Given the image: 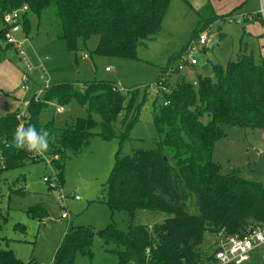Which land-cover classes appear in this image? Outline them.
Wrapping results in <instances>:
<instances>
[{"label":"trees","instance_id":"obj_1","mask_svg":"<svg viewBox=\"0 0 264 264\" xmlns=\"http://www.w3.org/2000/svg\"><path fill=\"white\" fill-rule=\"evenodd\" d=\"M170 2L0 0V18L4 22L8 12L27 5L29 11L22 22L25 34L31 25L30 13L41 20L54 8L60 21L58 37L67 41L70 50H78L80 39L86 44L98 36L93 53L138 59V47L147 45L161 32ZM208 5L197 10L199 21L190 41L161 67L157 78L164 103L169 102L154 109V124L160 139L153 148H138L131 154L116 156L103 200L112 214L124 211L132 219L138 210L164 214L163 222L153 227L157 238L146 224L131 223L126 232L115 222L99 230L72 225L55 252L53 264H78L79 255L93 261L92 247L97 236L116 246L112 251L118 264H146L148 260L150 264H208L213 254L202 251L207 232L245 235L252 224L264 223V181L225 175L213 158L215 142L227 135L223 126L264 129V63L257 62L252 53L242 52L226 66L213 63L214 78L198 75L196 86L174 67L191 41L215 18L219 19L204 12ZM258 18L264 22L262 16ZM5 29L4 22L0 28L1 60L14 48L7 43ZM175 72L178 73L175 86L171 92L164 91L169 87L167 73ZM138 96L135 89L125 90L107 80H93L84 84L82 90L74 89L72 82L51 84L43 99L30 100L21 119L20 110L0 117V172L19 169L29 162L47 161L55 172L57 185L50 183L48 177L44 180L49 182L50 190L61 188L67 161L90 146L95 129H100L104 139L129 138L132 127L139 121L142 103L138 102ZM72 100L87 106V117H78L72 126L62 128L53 121L41 122L50 102L65 105ZM204 116L210 118L208 123L202 121ZM118 120L121 133L115 128ZM21 123L49 133L50 146L46 153L37 155L7 146ZM10 194L26 195L21 189L10 190ZM26 212L30 218L41 221L49 216L44 203L30 206ZM15 229L24 232L26 225L16 224ZM0 264L38 263L25 262L14 250L0 248Z\"/></svg>","mask_w":264,"mask_h":264},{"label":"rangeland","instance_id":"obj_2","mask_svg":"<svg viewBox=\"0 0 264 264\" xmlns=\"http://www.w3.org/2000/svg\"><path fill=\"white\" fill-rule=\"evenodd\" d=\"M189 2L171 0L161 32L147 42V45L138 47V59L93 53L98 36H94L86 44L80 39L78 50H70L67 41L58 37L60 21L54 8H50L41 20L30 13L31 25L22 37L28 39L24 43V49L35 63V68L29 72L32 90H37L39 85L44 84L45 78H49L51 84L72 82L74 89L78 90H82L84 84L93 80H107L125 90L135 89L142 107L139 121L132 127L129 138L104 139L99 134L100 129H95L96 135L90 146L67 161L65 182L61 188L49 189V182L55 185L57 183L55 172L47 161L29 162L19 169L1 171L0 248L14 250L17 257L25 262L34 260L38 264H53L55 252L72 225L92 226L99 230L115 222L126 232L131 223L146 224L151 226V232L157 238L153 227L163 222L164 214L138 210L132 219L124 211L112 214L110 206L103 200L107 196L108 179L116 156L131 154L138 148H153L160 139L154 124V109L155 106L164 104L161 88L156 84L161 67L190 41L191 33L199 21L197 10H201L206 4L209 5L204 12L219 18H215L205 29L211 34L207 46L196 53L198 63L194 68L180 62V59L175 61L174 67L178 69L179 65H185L184 69L179 70L180 73L196 86L198 75L214 78L213 63L226 66L230 60L238 59L242 52L252 53L257 62L264 63V22L256 15L261 8L259 0ZM235 14L236 17L241 14H254L255 17L251 21L245 19L239 22L236 17L231 20ZM3 27L4 22L0 18V28ZM8 56L16 60L19 58L14 49L8 50ZM106 67L109 68L108 71ZM23 70L24 73L27 72L26 68ZM167 76L169 87H165L164 91L171 92L178 73H167ZM46 91L40 99L44 98ZM19 106L20 111L25 109L24 104ZM59 106L64 107L61 113L57 112ZM87 116V106H82L76 100L65 105L52 101L42 113L41 122L53 121L57 127L62 128L72 126L78 117ZM95 118L101 120L99 115H95ZM120 120L115 123L119 133L123 131ZM202 121L208 123L210 118L204 116ZM223 128L227 135L215 142L213 152L214 160L221 165V172L264 181V129L231 125ZM45 177L49 178V182L44 180ZM15 189L23 190L26 195L10 194V190ZM64 195L66 208L58 202ZM75 196L80 199H75ZM39 203H44L49 211V216L43 221L30 218L26 212L30 206ZM65 210L69 211V218L62 217ZM19 223L26 225V231L15 229V225ZM222 238V233L215 235L207 232L202 243L203 253L213 254ZM114 248V244H106L97 236L92 247L94 260L79 255L77 263L118 264L117 256L112 251ZM248 264H264V252L255 253Z\"/></svg>","mask_w":264,"mask_h":264},{"label":"built area","instance_id":"obj_3","mask_svg":"<svg viewBox=\"0 0 264 264\" xmlns=\"http://www.w3.org/2000/svg\"><path fill=\"white\" fill-rule=\"evenodd\" d=\"M261 4L260 10L256 15L262 16L264 18V0H259ZM29 11L27 5L12 10L8 12L4 17L5 22V38L7 43L11 44L18 53V56L24 65V68L27 69V72L24 73V81L22 88L30 93V97H27L24 101L25 109L18 113V118L21 119L22 115L25 114L26 108L28 107L30 100L34 98L39 100L40 96L44 94L51 86V80L45 78L44 84L39 85L37 90L31 89V72L35 68V63L31 58L30 54L24 49V43L27 41V38H23V26L22 21L26 12ZM236 17V14L231 17V20ZM255 17L254 14H241L239 17H236V21L253 20ZM211 34L208 31H202L195 39L191 41L189 46L186 49V52L180 58V62L186 63L189 66H195L198 63L196 58V53L200 48L207 46L210 40ZM185 65H179L178 70L184 69ZM109 70V68H106ZM197 84V83H195ZM84 87V86H83ZM165 89V88H164ZM169 102L166 101L164 104L167 105ZM64 111V107H57V112L61 113ZM45 180H48L45 177ZM75 199H80L79 196H75ZM66 196L59 198V203L63 208H66ZM63 218H69V211L65 210L62 214ZM151 227V226H150ZM218 243L216 249L213 252V259L208 264H248L253 255L257 252H264V223H256L252 225L248 232L245 235H229L223 236ZM146 253L150 255V250L147 249ZM146 264H150L149 260Z\"/></svg>","mask_w":264,"mask_h":264},{"label":"crops","instance_id":"obj_4","mask_svg":"<svg viewBox=\"0 0 264 264\" xmlns=\"http://www.w3.org/2000/svg\"><path fill=\"white\" fill-rule=\"evenodd\" d=\"M22 65L20 58L16 60L8 56L5 59H0V117L19 110V105L24 104L28 97L29 92L22 88L24 79V65Z\"/></svg>","mask_w":264,"mask_h":264},{"label":"clouds","instance_id":"obj_5","mask_svg":"<svg viewBox=\"0 0 264 264\" xmlns=\"http://www.w3.org/2000/svg\"><path fill=\"white\" fill-rule=\"evenodd\" d=\"M7 146L14 150L43 155L50 146L49 133L47 131L38 132L35 127L21 123L17 125Z\"/></svg>","mask_w":264,"mask_h":264}]
</instances>
